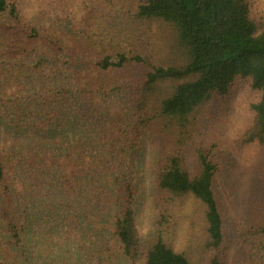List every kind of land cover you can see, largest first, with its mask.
Returning <instances> with one entry per match:
<instances>
[{"label": "trees", "instance_id": "obj_1", "mask_svg": "<svg viewBox=\"0 0 264 264\" xmlns=\"http://www.w3.org/2000/svg\"><path fill=\"white\" fill-rule=\"evenodd\" d=\"M29 4L0 0V264H233L245 231L264 242V13L250 0H44L42 18ZM238 79L260 94L237 137L261 159L242 190L215 146L192 152ZM156 197L167 213L192 203L189 238L175 225L166 241L184 224L167 216L146 232Z\"/></svg>", "mask_w": 264, "mask_h": 264}, {"label": "rangeland", "instance_id": "obj_2", "mask_svg": "<svg viewBox=\"0 0 264 264\" xmlns=\"http://www.w3.org/2000/svg\"><path fill=\"white\" fill-rule=\"evenodd\" d=\"M39 1L44 0H29L31 11L36 16L42 18L46 16L47 8L43 11H36L38 7L42 6ZM251 7L264 13V0H250ZM150 46L149 50H153L157 47L156 37L153 41L147 42ZM149 46H146L148 48ZM158 53V52H157ZM260 98V94L253 88L251 81L246 79H238L232 86L230 93L219 99L213 106L206 111L205 117L202 121L201 130L197 131L196 137H199L196 142H193L192 152L196 149L200 150L204 146L208 145V149L211 146H215L214 154L217 155L220 160V167L222 175H230L233 177L232 186L234 190H242L244 186H247L249 176L257 174L260 164L259 156L252 155L253 153L248 150L240 148L237 137L242 133L251 123L253 119V112L251 106L256 103ZM189 149V148H188ZM187 149V151H188ZM254 156V157H253ZM254 161H253V158ZM155 206L147 205L144 207L143 218L146 224L147 231L152 228V221L154 223L155 234H158V229L167 228L159 224V220L162 216L169 217V222H184V224H172V228L164 230V239L173 241L175 238L173 233V227L179 225L176 228L181 232V239L186 240L189 238L192 229L189 228V212L188 208L192 206L191 202L176 201L170 204V210L167 213L162 200L158 197ZM245 238L243 245H240L239 249H236L233 264H259L264 259V253L261 246L264 243L260 237L256 238L252 235V230L245 231ZM259 242L255 243V241ZM247 241L249 243H247Z\"/></svg>", "mask_w": 264, "mask_h": 264}]
</instances>
